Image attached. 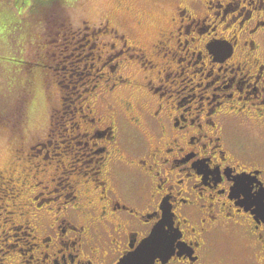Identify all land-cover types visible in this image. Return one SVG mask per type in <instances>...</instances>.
I'll return each instance as SVG.
<instances>
[{
  "label": "flooded vegetation",
  "instance_id": "af4514ba",
  "mask_svg": "<svg viewBox=\"0 0 264 264\" xmlns=\"http://www.w3.org/2000/svg\"><path fill=\"white\" fill-rule=\"evenodd\" d=\"M180 3L187 7L179 8ZM174 4L172 16L158 30L150 49L130 42L115 28L100 33L102 28L87 27L77 33L85 42L78 55L83 92L96 98L85 95L75 106L74 115L80 119L71 123L67 134L73 145L68 143L62 152L89 159L81 162L78 157L81 165L76 164L77 171L67 177L62 192L54 188L43 191L39 199L35 195L31 210L17 217L22 223L10 219L11 226L5 227L8 220L0 224L3 236L12 241L5 244L0 239V264H89L81 257H91L90 264H120L135 247L133 236L152 226L144 213L164 200L175 220L187 218L188 224L181 223V228L196 225L195 232L187 233L178 264H264V240L256 233L257 225L264 227V217L255 208L242 209V216L229 215L218 203L209 207L210 190L202 199L190 181L187 192L177 183L167 196L154 183L162 167L156 163L163 158L160 153L168 156V145H173V153L177 151L175 137L186 152L208 142L213 155L223 153L224 172L238 164L239 174L264 181V0ZM237 16L241 19L228 29L229 17ZM103 33H112L113 39L101 43ZM113 42L117 48L128 45L118 58L119 67L109 62ZM213 43L223 44L232 55L218 60L207 51ZM131 62L141 69L139 79L119 74ZM129 89L143 100L134 101ZM112 95L119 97V107L108 98L107 109L100 112L97 98ZM69 168L71 164L64 174Z\"/></svg>",
  "mask_w": 264,
  "mask_h": 264
},
{
  "label": "rangeland",
  "instance_id": "374dc122",
  "mask_svg": "<svg viewBox=\"0 0 264 264\" xmlns=\"http://www.w3.org/2000/svg\"><path fill=\"white\" fill-rule=\"evenodd\" d=\"M176 1L0 0V159L4 162L5 180L11 177L14 184H20L28 178L19 187L9 184L3 188L7 195L0 203L14 211L12 218L10 214L0 215L8 220L6 228L11 226L10 219L22 223L17 217L31 210L33 197L45 187L47 191L58 188L59 192L67 187L64 171L58 170L59 163L54 171L49 162L68 147L71 123L75 125L80 119L74 115L80 99L85 95L96 98L92 92H83L85 83L80 79L78 55L85 42L77 33L87 27L93 31L102 28L100 33L115 28L130 42L150 49L158 30L172 16ZM111 34H99L101 43L113 39ZM140 70L137 62H131L119 74L139 79ZM126 91L130 96L135 92ZM136 97L143 100L142 95H137L134 101ZM108 98L119 107V97L100 96L94 101L102 113ZM67 152L59 156L69 167L74 158ZM80 155L77 154L81 162L89 159ZM37 181L42 184L37 186Z\"/></svg>",
  "mask_w": 264,
  "mask_h": 264
},
{
  "label": "snow or ice",
  "instance_id": "6c2138e0",
  "mask_svg": "<svg viewBox=\"0 0 264 264\" xmlns=\"http://www.w3.org/2000/svg\"><path fill=\"white\" fill-rule=\"evenodd\" d=\"M177 6L181 9L187 7L184 3H180ZM249 15H251L250 12ZM240 19V16L234 18L229 17L230 22L227 24L228 29H231L232 24ZM189 23L191 24L192 21H189ZM220 26L223 27V24ZM241 27H243V24H241ZM110 47L113 49V55L110 57L109 62L116 63L117 67H119L118 58L124 56L128 45L125 42V44L117 48L116 43L113 42ZM207 51L218 60H223L225 57L232 55V53L226 51L225 46L220 43H213L211 50L208 45ZM231 62L232 61H229V63ZM95 70L97 72L101 71L99 68ZM113 71H115V69H113ZM144 83L145 85H149L148 80H145ZM162 86V84L158 85L156 90L158 91ZM156 115L159 116V111ZM195 119H199V117ZM195 119L192 123H195ZM192 135H195V133ZM174 139L177 150L176 153L171 151L173 145H168V156H164L161 152L160 156L163 158L156 161V163L162 165V167L157 169L154 183L165 196L172 191L177 183L184 185L183 190L187 192L188 182L190 181L194 188L200 190L199 195L202 199L205 198V191L210 190L209 195L206 197L209 207L218 203L222 207L228 209L229 215L235 212L237 216H242L244 215V211H252L255 208L256 214L260 217H264V181L254 180L249 176L239 174L240 166L238 164L232 166V171L224 172L221 167L224 161L220 158L223 156V153L213 155V151H209L211 144L208 142H205L202 147L189 148L188 152L192 153V155H189L188 152L185 151V145L180 143V138L175 137ZM77 160L78 157L69 162L71 168H69L65 174L64 183H69L67 177L73 175V173L77 171ZM170 160H175V163H170ZM57 162L59 163L58 170L60 172H63L64 169L68 167L58 155L53 161L49 162V166L53 167L54 171L57 170L55 167ZM167 169H171L175 176L180 177L179 181H177ZM210 169L212 170L210 171ZM243 170L252 171V169L247 168ZM3 173L4 162L0 159V198L7 195L3 192V188L7 187L9 184H14L11 177H9L8 180L4 179ZM149 173H151V169H149ZM256 174L259 175V171H257ZM209 177L212 179L210 180ZM27 179L28 178L25 177L24 180L20 181V184H14V186L19 187L20 185L26 184ZM36 184L40 186L42 181H37ZM44 191H47L46 187ZM43 194L42 191L34 198L39 199ZM200 207L203 208L204 205L201 204ZM242 209L244 211H242ZM11 211V209H6L4 205L0 203V213L10 214ZM128 211H130L132 215H136L134 209H128ZM171 211L168 201L164 200L163 204L153 207L150 213H144L152 226L146 231L141 229L137 235L133 236L131 242L135 247L128 250V254L120 261V264H178V254L183 251V245L187 241V233L195 232L196 225H189L187 230L181 228V223L188 224L187 218H184L182 221L175 220V217L170 215ZM212 218L215 219L214 216ZM5 222V219L0 217V224ZM3 232L4 229L0 228V239H2L5 244H11L12 241L4 237ZM256 233L260 240H264V227L257 225ZM81 259L88 260L89 264L91 262V257H81Z\"/></svg>",
  "mask_w": 264,
  "mask_h": 264
},
{
  "label": "trees",
  "instance_id": "16d2710c",
  "mask_svg": "<svg viewBox=\"0 0 264 264\" xmlns=\"http://www.w3.org/2000/svg\"><path fill=\"white\" fill-rule=\"evenodd\" d=\"M45 1H53V0H45ZM72 35L74 36L75 34H74V33H72Z\"/></svg>",
  "mask_w": 264,
  "mask_h": 264
}]
</instances>
